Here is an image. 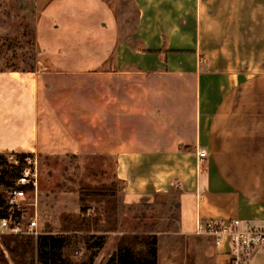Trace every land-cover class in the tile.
I'll return each instance as SVG.
<instances>
[{"label":"rangeland","instance_id":"374dc122","mask_svg":"<svg viewBox=\"0 0 264 264\" xmlns=\"http://www.w3.org/2000/svg\"><path fill=\"white\" fill-rule=\"evenodd\" d=\"M59 1L0 0V72L32 73L42 82L51 113L59 118V132L69 142L62 153L26 159L24 180L18 183L32 190L23 193L4 181H10L8 171L17 154L4 156L0 211L12 205L19 218L11 227L7 220L0 237L64 236L65 255L74 263L91 255L93 264H108L122 238L147 236L156 239V264H213L216 255L208 237L184 229L192 203L182 195L190 191L197 197L202 164L211 156L197 151V73H139L113 67V58L104 68L99 64L91 71L64 73L59 69L68 61L87 60V69L91 53L113 49V39L134 36L138 11L132 0H115L109 10L83 0H72L67 8ZM193 3L187 17L196 19L195 50L184 53L195 54L200 72L235 82L226 97H250L262 106L264 0H188ZM89 18L109 24L101 28L96 20L87 25ZM218 139L216 154L227 161L225 153L234 149L226 138ZM152 158L160 162L152 166ZM153 176L168 181L162 191L126 194L130 178ZM86 188H107L113 198L83 196L87 199L80 203ZM80 220L84 226L73 228ZM89 237L94 238L84 244ZM0 253L7 264H39L33 252L12 263L1 239Z\"/></svg>","mask_w":264,"mask_h":264},{"label":"crops","instance_id":"0c3cea01","mask_svg":"<svg viewBox=\"0 0 264 264\" xmlns=\"http://www.w3.org/2000/svg\"><path fill=\"white\" fill-rule=\"evenodd\" d=\"M71 1L60 0L58 4L70 8ZM83 1L92 8L109 10L115 0ZM132 2L138 11L134 36L119 42L113 39V49L91 53L90 58L94 59L87 69L84 68L87 60L81 64L78 60L68 61L59 70L75 75L94 70L99 64L104 68L113 58V67H130L139 73H197V151L209 152L211 156L202 164L204 179L201 186L199 179L197 197L190 191L182 195L192 203L184 229H194L197 220H238L250 227L264 228V103L261 106L250 97L229 99L226 95L236 86L235 82L220 80L215 73L200 72L195 54L184 53L195 50L196 23L192 22L196 19L187 17L194 3L188 4V0ZM96 20L101 28L109 24L106 20L90 18L86 24L96 25ZM76 64L79 66L75 67ZM45 94L42 82L32 73L0 72V154H54L64 152L69 146L66 133L59 132V118L57 113H51L52 106L45 100ZM220 122L223 123L219 125ZM220 136L234 149L225 153L227 161H221L216 154ZM155 158L151 159L152 166L160 162ZM166 182L162 183L156 176L130 178L126 194L141 197L144 191L159 192ZM208 239L216 255L213 264H223L228 258V244L216 247ZM254 263L264 264V249L255 256Z\"/></svg>","mask_w":264,"mask_h":264},{"label":"trees","instance_id":"16d2710c","mask_svg":"<svg viewBox=\"0 0 264 264\" xmlns=\"http://www.w3.org/2000/svg\"><path fill=\"white\" fill-rule=\"evenodd\" d=\"M4 156L5 155L0 154V164L6 161ZM30 157L31 154H17L15 160L16 164L10 165V171H8L10 175L9 183H6L4 179L7 186H15L14 190L16 192L23 193L32 190L31 185L18 183L19 180L23 178L22 174L27 168L26 159ZM83 196H90L91 198L101 197L105 200L113 198V194L107 188H92L90 190L86 188L85 192L79 195L80 203H83V201L87 199ZM80 211L82 213L84 209L81 208ZM18 218L19 212L16 211L12 205H6L2 211H0V219L9 220L10 227L17 222L15 219L18 220ZM73 223V228L84 226L82 220ZM93 238L94 237H89L85 239L84 244H89ZM0 239L1 245L7 251L12 263L24 261V259L33 252L39 264H93V257L91 255L87 256L84 261H79L77 263L71 261L65 255V249L68 246V238L64 236L39 235L33 238L23 235H3ZM142 260V264H156V239L154 237L132 235L120 240L108 264H138V262ZM0 264H7V262L3 260L1 253Z\"/></svg>","mask_w":264,"mask_h":264},{"label":"built area","instance_id":"2783aa9c","mask_svg":"<svg viewBox=\"0 0 264 264\" xmlns=\"http://www.w3.org/2000/svg\"><path fill=\"white\" fill-rule=\"evenodd\" d=\"M31 226L33 227L34 223ZM7 227L8 221L0 220V230ZM193 233L196 236L210 238L216 247L228 244V258L223 264H255V256L264 249V228L250 227L238 220L230 222L197 220Z\"/></svg>","mask_w":264,"mask_h":264}]
</instances>
